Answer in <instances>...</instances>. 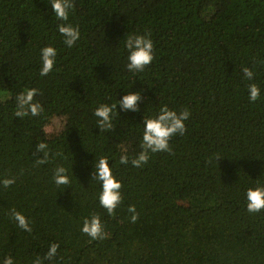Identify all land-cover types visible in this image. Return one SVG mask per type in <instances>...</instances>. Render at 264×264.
Wrapping results in <instances>:
<instances>
[{"label": "trees", "instance_id": "trees-1", "mask_svg": "<svg viewBox=\"0 0 264 264\" xmlns=\"http://www.w3.org/2000/svg\"><path fill=\"white\" fill-rule=\"evenodd\" d=\"M66 23L80 38L69 48L65 23L50 0H0V264H33L53 242L44 264H264V211L249 213L246 191L264 186V0H74ZM127 35L149 36L154 59L143 72L126 68ZM57 49L40 75L41 49ZM254 72L252 80L242 68ZM260 87L250 102L248 85ZM38 89L44 111L21 119L16 97ZM140 92L139 111L118 100ZM117 104L114 129L100 131L94 111ZM187 108V131L172 153L150 154L141 168L145 118L161 106ZM63 127L48 134L54 117ZM45 142L47 163L36 145ZM59 153V155H56ZM127 155L129 163L121 164ZM108 157L122 182V203L109 216L100 206L95 164ZM217 157H219L217 159ZM58 166L71 183L57 186ZM130 205L139 218L131 222ZM28 218L17 226L10 210ZM98 214L108 237L93 241L83 220Z\"/></svg>", "mask_w": 264, "mask_h": 264}, {"label": "clouds", "instance_id": "clouds-1", "mask_svg": "<svg viewBox=\"0 0 264 264\" xmlns=\"http://www.w3.org/2000/svg\"><path fill=\"white\" fill-rule=\"evenodd\" d=\"M50 5L56 18L65 23L58 25V31L64 38L63 42L69 48L73 47L80 38L79 27H74L69 20L70 11L75 7L74 0H50ZM125 47L129 55L127 57L128 63L126 68L129 72H143L154 59V44L149 36L145 35H127L125 39ZM57 49L53 46H45L41 49V62L40 75H48L54 68L56 63ZM243 75L246 79L252 80L254 72L248 68H242ZM249 100L255 102L260 99V87L251 83L248 85ZM38 94V89H27L16 97V110L14 115L23 119L29 115L36 117L43 111V106L34 102V98ZM142 96L140 92L129 93L124 95L122 99L118 100V105L123 111L138 112V102L141 101ZM118 114L117 104H101L94 111V116L97 117V126L100 131L107 132L113 130V120ZM119 115V114H118ZM190 117V111L185 108L177 112L171 110L167 105L160 107L158 114L153 118H145L143 120L144 129L142 135V143L140 145L141 151L138 155L131 160L133 167L141 168L149 162L150 154L167 152L172 153L170 140L176 135H183L186 131L185 121ZM36 151L43 153V158H36L35 163L42 165L48 162L50 151L49 146L45 142H39L36 145ZM56 155H59L57 153ZM219 157H217L218 159ZM121 164H128L129 160L127 155L120 157ZM54 182L57 186L70 185L71 180L68 175V170L63 166H58L54 172ZM92 179L98 180L101 183V192L99 194V203L104 208L109 216L115 214L116 209L122 203V182L118 180L112 172L109 165L108 157H101L95 164V171L92 174ZM15 178H5L2 180L5 188L15 183ZM246 208L249 213H259L264 211V186L257 185L250 187L246 191ZM128 211L131 215V222L135 223L139 218V213L135 205H130ZM11 217L17 223V226L31 233L32 228L28 218L15 208L10 210ZM81 232L90 237L91 240H104L108 237L105 231L104 224L98 214L91 215L90 218H85L81 227ZM59 249V244L53 242L50 244L48 251L43 258L37 257L33 264H44L47 260L51 262ZM2 264H15L11 256L3 259Z\"/></svg>", "mask_w": 264, "mask_h": 264}, {"label": "rangeland", "instance_id": "rangeland-1", "mask_svg": "<svg viewBox=\"0 0 264 264\" xmlns=\"http://www.w3.org/2000/svg\"><path fill=\"white\" fill-rule=\"evenodd\" d=\"M63 127V118L54 116L45 130L48 134H54L60 131Z\"/></svg>", "mask_w": 264, "mask_h": 264}]
</instances>
